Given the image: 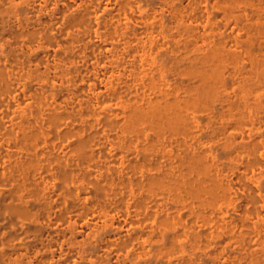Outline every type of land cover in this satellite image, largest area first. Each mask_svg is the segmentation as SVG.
Listing matches in <instances>:
<instances>
[{
  "label": "bare ground",
  "instance_id": "6f19581e",
  "mask_svg": "<svg viewBox=\"0 0 264 264\" xmlns=\"http://www.w3.org/2000/svg\"><path fill=\"white\" fill-rule=\"evenodd\" d=\"M0 264H264V0H0Z\"/></svg>",
  "mask_w": 264,
  "mask_h": 264
}]
</instances>
